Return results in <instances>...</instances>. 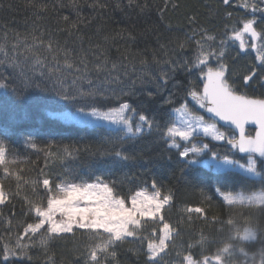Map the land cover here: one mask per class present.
I'll use <instances>...</instances> for the list:
<instances>
[{
  "label": "trees",
  "instance_id": "trees-1",
  "mask_svg": "<svg viewBox=\"0 0 264 264\" xmlns=\"http://www.w3.org/2000/svg\"><path fill=\"white\" fill-rule=\"evenodd\" d=\"M251 15L238 0H230L228 5L223 0H132L131 4L129 0H0V83H8L7 88H0V139L8 149L7 158L17 160L10 165L7 177L0 168V181L18 192L11 204L0 207V246L17 243L18 234L19 242L33 245L28 249L31 258L17 256L16 264H85V247L92 242V233L76 228L50 240L47 249L40 246L39 236L23 237L25 221L32 222V217L24 214L25 198L35 202L46 196L39 183L43 178L53 180V186L65 181L103 180L114 195L127 200L139 189L153 191L155 181L162 194L172 195L170 205L162 209L163 220L142 219L135 236L113 245L109 251H114L115 257L102 258L101 264H146L147 244L160 235L162 222L174 231L175 249L185 248L196 260L232 244V254L224 257V264H261L264 206L229 205L218 192L264 190V161L256 158L259 177L234 169L215 172L196 164L189 166L179 156L181 148L171 146L165 128L175 123L176 108L185 104L192 109L190 95L181 99L189 81L198 85L192 89L198 93L203 85L196 69L189 74L182 68L185 62L190 66L195 62L196 42L205 49L221 50L220 41L231 34V26ZM255 16L257 31H261L264 13ZM226 47L222 63L227 65V82L237 92L264 98L261 63L231 40L223 49ZM98 65H104L102 70H97ZM249 66L256 76L247 82L244 77L250 74ZM159 87H163L162 94H157ZM61 88L73 93L94 90L105 96L115 93L119 101L136 109L131 117L133 126L139 115L155 117V124L131 136L119 128L52 117L51 111L71 107L57 94ZM169 94L175 104L162 105ZM96 106L106 110L118 106V100L97 99ZM246 133L253 135L254 129L248 128ZM204 141L219 158L227 156L241 164L247 161L229 142ZM208 156L210 152L196 159ZM193 207L204 212L186 211ZM229 219L241 229L249 223L257 226V240L233 239ZM98 235L104 237L101 231ZM160 264L169 261L160 260Z\"/></svg>",
  "mask_w": 264,
  "mask_h": 264
},
{
  "label": "snow or ice",
  "instance_id": "snow-or-ice-1",
  "mask_svg": "<svg viewBox=\"0 0 264 264\" xmlns=\"http://www.w3.org/2000/svg\"><path fill=\"white\" fill-rule=\"evenodd\" d=\"M131 3L132 0H129V4ZM223 3L228 5L230 0H223ZM238 3L243 8L250 9L252 13L251 18H240L237 23L231 26V34L225 40L220 41L221 50H213L211 46L205 49L200 41L196 42L195 62L191 66L185 62L182 68L189 74H191L193 69H196L198 73L197 79H200L203 83V94L200 95L197 91H193L192 89L197 88L198 85L189 81V86L185 89V96L181 99L186 100L190 95L192 99L199 102L200 108L207 106V113L218 117L221 121L235 125V128L238 129V138L233 136L229 139L225 133L219 132L215 123H213L203 128L205 134L213 136L216 141L228 140L233 146L238 147L242 153H259L260 157H264V98L238 94L235 87L228 84L225 77L227 65L222 63L225 56L223 47L228 40H238L241 47L245 46V34L250 33L251 37L256 40H264V29L257 31V18L255 16L256 12L264 13V7H261V5H264V0H258V2L257 0H238ZM227 15L231 18L232 14L227 13ZM64 19L67 22V17ZM72 27L74 28L75 24ZM205 39L211 41L214 40V37L205 36ZM48 47L51 51V45H48ZM252 47L257 48L261 68H264V44L259 46L253 44ZM213 58L218 65L216 68L211 66ZM37 62L39 63V61ZM68 66L71 67L72 65ZM103 67L104 65H98L97 70H102ZM112 67L115 68L116 66L113 65ZM77 70L79 71V69ZM171 71L174 73L176 66H173ZM163 76L167 77L168 74L164 73ZM255 76L256 72L252 71L244 77V80L250 81ZM166 83L167 80L164 79L162 84L166 86ZM7 87L8 83L6 81L0 83V88ZM162 92L163 87H159L157 94H162ZM57 94L61 96L66 104L71 106L60 113L65 119L87 120L89 116L103 118L110 122L122 124L126 134L131 136L142 133L145 126L150 130L155 124V117L139 115L140 123L134 129L130 122V117L126 113H135L136 109L126 101H119L115 93L105 96L103 92H96L94 90L73 93L71 90L66 91L61 88L57 91ZM148 95L151 97L152 93H148ZM97 99H117L118 106L101 110L100 107L96 106ZM174 104L175 100L172 94L163 97L162 105ZM72 108H75V110L73 111ZM171 110L169 109V111ZM175 111L179 112L182 117H186L183 119L182 127H177L175 124L167 126L166 124L165 128L166 135L172 142L171 146L179 149L181 145L177 143V138L186 142L194 139L198 135V132L193 125L203 122L204 117H188V114L181 108H176ZM249 122L258 125V131L254 135L246 134V125ZM28 143L31 147H36L31 141H28ZM205 151L210 152L211 157L216 158L206 161V164L215 163L219 166L221 164L238 163V161L230 160L227 156L221 161L218 158V153L212 151L206 143H202V147H194L189 144V146L183 147L179 151V156L187 158L191 153L194 158L184 160V163L191 166L198 162L195 157L200 156ZM7 157L8 149L4 140L0 139V168L3 169L6 177L11 175L9 172L10 165L17 162L16 158L9 160ZM240 166L247 167L249 171L255 173L257 171V160L249 157L247 164ZM16 180H20L18 175L16 176ZM32 183L36 184L37 182L33 181ZM39 183L42 184V189L46 193V196L39 197L35 202L25 198L26 207L24 214L31 216L32 222L25 221L23 237L28 239L39 236L40 246L47 249L50 240L58 238L62 234L73 233L74 228L88 230L92 233L90 236L92 242L85 247V264H101L102 258L107 259L109 255L115 257L116 253L109 251L113 245L128 237H134L135 229L141 227L143 218H158L159 220H163L164 217L161 215L162 209L165 205H170L172 201V195L170 193L168 195L162 194L160 187L156 186L155 181L151 185L154 191L148 192L146 189L138 190L134 195H131L130 200L125 199L123 196L114 195L113 188L104 183L103 180L86 183L65 181L53 186V180L43 178ZM17 196L18 192H13L0 181V207L11 204ZM223 198L229 205L264 206V190L249 196L226 194ZM186 211L190 213H203L204 209L193 207L187 208ZM228 223L234 228L233 239L241 241L257 240V226L249 223L248 226L241 229L239 224L231 219L228 220ZM100 230H103L107 234L106 239L98 235ZM163 231L164 238L160 239L159 243L148 242L145 252L146 264H160L159 258L162 254H166V249H168L169 245L165 241L171 231V226L167 222L163 223ZM176 235H179V233L177 232ZM20 240L21 235L18 234L17 243L0 246V264H16L15 257L17 256L31 258L28 254V249L33 245L21 243L19 242ZM204 242L205 238L202 236L200 243L203 245ZM232 250V244H225L222 248L217 249L216 254L211 257L203 256L201 260H196L189 252L182 259L184 264H224V257H230ZM239 251L246 256L248 255L243 248H240ZM261 256L264 257V249L261 250ZM261 264H264V258H262Z\"/></svg>",
  "mask_w": 264,
  "mask_h": 264
},
{
  "label": "rangeland",
  "instance_id": "rangeland-1",
  "mask_svg": "<svg viewBox=\"0 0 264 264\" xmlns=\"http://www.w3.org/2000/svg\"><path fill=\"white\" fill-rule=\"evenodd\" d=\"M252 39L253 38L251 37V34H245V36H244L245 46L243 47V49L245 48L244 50L247 53H249L254 58L258 59L259 53L257 52V48L256 47H252V45L254 44V41H253L254 39L253 40ZM231 41H232L233 45L236 46L237 48H240L241 47L238 40L232 39ZM262 44H264V42H262V41H259V43H257V44L255 43V45H257V46L262 45ZM226 50H227V47H226V49H223V51H225V52H226ZM257 62H259V61H257ZM211 66L213 68H216L218 66L217 63L215 62V59L214 58L211 61ZM225 72H226V70H225ZM228 84L230 85L229 82H228ZM201 89H202V87H201ZM201 89H200V91L198 93L200 95H202ZM190 100H191L190 106L192 107V109H190L187 105L185 106V104H182V106H180L178 108H181L184 112H186L188 114V117H192V116H196V117L203 116L204 117L203 122H201L200 124H194L193 125V127L197 130L198 135L195 137L196 138L195 140L190 141L191 143L188 142L189 144H191V146H194V147H202V143L205 142L204 141L205 138L209 139V141L210 140L216 141L213 136L208 135V134H205L203 132V128L204 127H208L209 125H211L213 123H215L218 131L219 132H222V133H225L229 137V139H231L233 136H235L234 134H232V133L229 134V132H227L226 130H224V129H227V128H224V127L219 126L216 122H214L213 120H211L210 118H208L204 114L205 108H200L198 101L192 99V97H190ZM63 111H65V110H62V111H51L49 114L52 117L60 118V119H63L65 121H69V122L74 121V122H77V123L101 124V125L109 126V127H112V128H119V129H123L124 130V126L122 124L115 123V122H110V121L104 120L103 118H97V117H91V116H89L87 120L65 119V118H63L60 115V113L63 112ZM174 113H175V115H174L175 116V121H174L175 123L174 124L177 127H182L183 119H185L186 117H182L181 114L179 112L175 111V110H174ZM126 115H128L130 117V122H131V119H132L131 117H133V113H126ZM139 123H140V121L137 122V123H135V125L133 126L134 129H135L136 125H138ZM177 139H179V138H177ZM184 142H186V141H184ZM216 142H218V143H225V142H228V140H225V141H216ZM177 143H179L180 145L182 144L179 141H177ZM186 146H189V145L183 143V145H181V150H182L183 147H186ZM206 152L207 151H205L204 153H206ZM203 154H201V155H203ZM189 156L190 157L183 158V159L186 160V159H193L194 158V157H191L192 156L191 153H190ZM249 157L255 158L254 156H251V155L250 156H247V161H248ZM195 159H196V157H195ZM210 159H216V158L211 157V154H210V156H208V157H205V158H202V159L197 160L198 162L196 163V165H200V166H204V167H213L215 169H223V170H226V169H234V170H238V171H240V172H242L244 174H247V175H250V176H253V177H259L260 176V174H258V171H256L255 173H253V172L249 171L247 169V167H241L240 166V165H246L247 164V161H246V163H243V164H241V162H238L237 164H221V165L218 166L215 163H213V164H206L205 163L206 161H208ZM219 159L221 161L223 160V158H219ZM230 160H234V159H230ZM257 165H258V162H257ZM90 182H99V181L95 180V181H90ZM139 190H142V189H139ZM148 192H152V191H148ZM258 192H260V191H258ZM258 192H254V193H258ZM251 194H253V193H251ZM251 194H249V195H251ZM224 195H226V194H223V196ZM231 195L232 196H240V195L249 196V195L240 194V193L231 194ZM157 220H159V219L157 218ZM159 221H161V220H159ZM163 223L164 222H162L161 223V226H160V230H159L160 231V235H158V237H156L155 240H152L151 242H153V243H159V240L162 239V238H164ZM100 231L103 233L104 238L106 239L107 238V234L104 233L103 230H100ZM173 233H174V231L171 229V231L169 233V236L167 237V239L165 241L166 243H168L169 247H168V249H166V254H162L161 257L159 258V260H168L169 261V264H184L182 258H183V256L188 255L189 252H187V250H185V248L184 249L183 248L175 249V246H173V244H172ZM173 253H174V256L171 255Z\"/></svg>",
  "mask_w": 264,
  "mask_h": 264
},
{
  "label": "water",
  "instance_id": "water-1",
  "mask_svg": "<svg viewBox=\"0 0 264 264\" xmlns=\"http://www.w3.org/2000/svg\"><path fill=\"white\" fill-rule=\"evenodd\" d=\"M249 34H250V33H249ZM253 39H254V38H253ZM254 40H256V39H254ZM201 93L203 94V86H202V89H201ZM205 115H206L208 118L211 117L210 119H212L213 121H215L219 126L232 130V131L236 134V136H237V138H238V129L235 128V125H232V124H230L229 122L221 121V120H219L218 117H214L212 114L207 113V106H206V110H205ZM248 128H254V129H255L254 134H255L256 131H258V125H256L255 123H252V122H249V123L246 125V132H247V129H248ZM237 148H238V147H237ZM238 150H239V149H238ZM239 153H241V154H243V155H246V156L253 155V156H256L257 158H262V159H264V157H260L259 153H247V152L242 153V152H240V151H239Z\"/></svg>",
  "mask_w": 264,
  "mask_h": 264
},
{
  "label": "bare ground",
  "instance_id": "bare-ground-1",
  "mask_svg": "<svg viewBox=\"0 0 264 264\" xmlns=\"http://www.w3.org/2000/svg\"><path fill=\"white\" fill-rule=\"evenodd\" d=\"M257 2H258V0H257ZM261 7H264V5H261ZM253 40V39H252ZM254 41V44L256 43H259V41H262V42H264V40H253ZM243 48V47H242ZM245 49V48H244ZM258 61L260 62V60H259V58H258ZM261 63V62H260ZM248 67V66H247ZM252 71H254L252 68H251V66H249V69H248V72L249 73H251ZM249 75V74H248ZM225 77H227V75H226V72H225ZM248 82V81H247ZM238 94H241V95H244V94H242V93H240V92H238ZM253 97V96H252ZM256 98H258V97H256ZM205 110H206V107H205ZM205 110H204V114H205ZM212 120V119H211ZM215 122V121H214ZM125 134H126V132L123 130V129H121ZM234 133V132H233ZM139 134V133H138ZM234 135H235V137L237 138V136H236V134L234 133ZM254 135V134H253ZM196 138H194V139H192L191 141H193V140H195ZM179 142H182V143H184V144H187L186 142H184V141H182V140H180L179 139ZM235 149L238 151V153H239V150H238V148L237 147H235ZM240 155H241V153H239ZM242 156H246V155H243L242 154ZM251 156H253V155H251ZM255 158H257L256 156H254ZM219 158V157H218ZM224 158V157H223ZM183 159V158H182ZM257 159H260V160H263L264 161V159H262V158H257ZM184 160V159H183ZM207 168H210V169H212L213 171H215V172H223V171H225V170H223V169H215V168H213V167H207ZM218 194L220 195V196H222V197H224L223 196V194H230V193H223V192H218ZM240 194H245V193H241L240 192ZM246 195H249V194H246Z\"/></svg>",
  "mask_w": 264,
  "mask_h": 264
}]
</instances>
